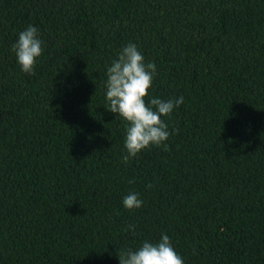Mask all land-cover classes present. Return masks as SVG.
<instances>
[{
  "label": "trees",
  "instance_id": "obj_1",
  "mask_svg": "<svg viewBox=\"0 0 264 264\" xmlns=\"http://www.w3.org/2000/svg\"><path fill=\"white\" fill-rule=\"evenodd\" d=\"M129 43L184 102L126 165L105 82ZM164 234L184 264H264V0H0V264H119Z\"/></svg>",
  "mask_w": 264,
  "mask_h": 264
},
{
  "label": "clouds",
  "instance_id": "obj_2",
  "mask_svg": "<svg viewBox=\"0 0 264 264\" xmlns=\"http://www.w3.org/2000/svg\"><path fill=\"white\" fill-rule=\"evenodd\" d=\"M17 61L24 73L34 74L39 58L43 55V41L33 25L21 31L12 46ZM157 75L154 62H145V57L134 43L122 47L118 58L107 68L105 82L107 110L126 121L124 147L126 154L122 161L126 165L142 151L153 146L168 149L167 141L172 135L163 117H171L175 108L184 102L180 96L174 100H163L150 96L149 90ZM146 98H148L146 100ZM178 134V129H173ZM132 181H130L131 183ZM153 185L149 184L151 188ZM124 207L139 209L143 200L138 193H129L123 198ZM125 232L135 234L136 226L129 224ZM119 264H184L175 251L172 241L164 234L159 242L144 241L138 249L128 248L118 253Z\"/></svg>",
  "mask_w": 264,
  "mask_h": 264
}]
</instances>
